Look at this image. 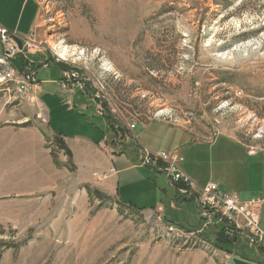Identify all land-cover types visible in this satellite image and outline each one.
Here are the masks:
<instances>
[{
  "label": "rangeland",
  "instance_id": "374dc122",
  "mask_svg": "<svg viewBox=\"0 0 264 264\" xmlns=\"http://www.w3.org/2000/svg\"><path fill=\"white\" fill-rule=\"evenodd\" d=\"M37 1V40L47 52L30 60L44 56L41 60L48 57L50 63L53 54L60 58L66 49V60L79 64L90 79L89 95L51 90L72 102V110L60 108L61 118L57 112L50 115L52 120L57 113L52 125L63 135L110 145L117 131L108 118L118 123L122 117L130 123L165 120L189 128L210 121L236 130L249 146H264V0ZM56 64L52 69L58 73L59 66L71 68L63 61ZM22 65L16 55L0 62V73ZM100 108H107L110 117L100 115ZM46 124L34 101H23L14 85L0 83V128L6 127L10 138H30L31 129ZM44 136L46 146H0V264L262 263L261 252L243 233L230 237L236 241L225 245L229 253L211 243L187 249L167 238L163 224L198 229L204 222L193 198L194 204L172 209L174 193L165 175L143 167L121 172L115 191L119 202L102 191L106 180L85 183L75 176L68 153ZM122 143L133 146L127 138ZM218 147L191 146L182 155L191 180L213 182L241 196L259 188L264 193V164L250 170L240 153L216 152ZM39 158L56 166L61 183L56 190L33 193L40 188L34 177ZM128 158L131 167L136 160Z\"/></svg>",
  "mask_w": 264,
  "mask_h": 264
},
{
  "label": "crops",
  "instance_id": "0c3cea01",
  "mask_svg": "<svg viewBox=\"0 0 264 264\" xmlns=\"http://www.w3.org/2000/svg\"><path fill=\"white\" fill-rule=\"evenodd\" d=\"M39 5L40 4L37 0H0V27H3L19 36H28L33 32L36 33V25L38 23L40 12ZM40 57L43 58L44 56L34 57V62L37 63L39 60L38 63H41L42 60ZM46 58L47 59L44 60H51L48 59V57ZM52 64L58 66L52 61L50 62L48 69L38 67L37 79L39 83L32 87L31 90L32 101H34L43 112V115L48 121V125H40V128L35 127L31 129L32 133L30 134L32 136L30 138L18 136L17 134H15L16 136L10 138L9 132L6 130L7 128H0V146H22L24 143L31 144L32 146H46L47 142L46 137L44 136V134H46L51 137V140H57L59 146H66L71 152L72 157L70 159L71 164L74 167L73 174L80 177L85 183H93L97 174H100L103 171H107L111 168H115L117 174L113 175L103 183L102 186L104 188L102 191L109 197L116 199L119 202H121V200L118 198L117 192H115L119 185H121V179L119 175L123 171L125 173H130L131 169L133 168H136L137 170H143V168L139 166L141 148L146 147L149 150L158 153H179L182 156L185 154V152L190 150L191 146H219L216 152L224 149L229 154H231L232 150L240 153V161L243 162L246 168H249L250 170H258V168L264 164V151H262V149L264 150V146H249L239 136L236 130L227 126L217 128L213 123H210V121L206 126L203 125L204 127L196 126L194 128L176 125L165 120H152L148 123H135L136 128L133 131H130L126 126L119 128L117 132H115V140L112 141V144L110 145L104 139L100 144L98 143V140L94 139H87L80 136L63 135L61 130L53 127L52 122L54 115L56 116L57 113L60 114L59 118H61L62 112H60V108L62 110L67 108L66 111L72 110V102L70 100L69 102H63L54 92H51L52 89H61L62 86L60 85V82L63 80L66 73V69L61 68L60 66L59 73L58 71H53ZM44 101L47 103V105L44 103ZM49 105L53 107L51 109L52 111H50ZM51 112H57L54 115L52 114V120L50 116ZM37 118L41 119V116H37ZM45 122L46 120H43V123ZM209 137H215V140L212 144H209L206 141V139ZM123 138L130 139V142L133 146H130L128 148L129 150L125 148L126 146L122 145ZM52 144L53 143L51 142V145ZM114 145L120 149L118 152L112 149V146ZM127 150L128 154H131V156L136 160V163H134V165L131 167H127V165L131 163L130 159L128 158V154L126 153ZM61 152L64 153V149L61 150ZM52 166L55 169H53ZM180 168L187 176L190 177L191 173L184 166L181 165ZM151 170L158 176L165 175L154 168ZM35 172L36 173L34 174V177H36V179L38 178L37 180L39 182L40 188H33V193L37 192V190L42 191L44 188H47L48 190H56L57 187L61 185V183L58 182V179L56 180V174L58 170H56V166L52 162V159L51 164H49L48 159L41 160V158H39ZM255 177L257 178V176ZM167 180L170 189L174 193V198L171 203L172 209L177 211L178 203L183 204L189 202L194 204V202L191 200L193 198L195 200L197 212L200 215L197 199L191 194L180 193L178 190L179 187L173 184V182L168 177ZM195 181L193 182L200 187H204L209 184V182H199L197 179H195ZM164 191L167 195H169L168 190ZM247 194L252 193L247 191L245 193L246 196H241L239 193H237V195H239L243 200L264 199V193L260 192V188L253 192V195L251 196ZM124 205L129 207L132 205L133 207V204L129 202H125ZM144 213L145 211L140 214ZM156 213L160 214L159 218L163 222L162 216L164 215V208L159 207L158 210H156ZM169 223L175 224L188 231L197 230L194 228H185L180 225V223ZM261 227L264 230V206L261 208ZM260 255L262 256L261 258H263L261 264H264V251L260 253Z\"/></svg>",
  "mask_w": 264,
  "mask_h": 264
},
{
  "label": "built area",
  "instance_id": "2783aa9c",
  "mask_svg": "<svg viewBox=\"0 0 264 264\" xmlns=\"http://www.w3.org/2000/svg\"><path fill=\"white\" fill-rule=\"evenodd\" d=\"M15 39L22 43L21 50ZM44 51L47 52L43 43L37 40L36 33L33 32L28 36H19L0 27V62L13 61L16 55L23 60L22 66L0 73V83L14 85L23 101H32V97L29 94L32 87L39 83L37 79L38 67L48 69L50 63L48 60L42 61L37 64L36 69L31 70L32 64H35V62L30 60V57L41 54ZM53 55L55 63L63 61L71 67L66 70L65 77L61 81L63 90L73 95L78 92L89 95L90 79L84 73V70L82 71L81 66L76 62H69L55 54ZM99 111L100 115L110 117L107 108L104 110L100 108ZM121 121L118 123L113 119L112 122L118 128L126 126L130 131L135 130V123H130L123 117ZM214 140L215 137L206 139L209 144H212ZM262 151L264 150L262 149ZM182 163L183 157L179 153H174L173 156L169 157L163 154H152L145 148L140 150V167L154 168L165 174L173 184L179 187L180 193L191 194L197 199L200 216L204 222L203 229L222 226L224 234L228 238L234 234L245 233L250 243L262 253L264 251V230L261 227V208L264 206V199L243 200L237 194L223 191L215 183L200 187L181 170L180 166ZM116 174V169L111 168L101 174H97L96 177L101 181H105ZM163 227V233L167 238L181 243L187 249H199L208 246V242L200 236L201 231H188L172 223L163 224Z\"/></svg>",
  "mask_w": 264,
  "mask_h": 264
},
{
  "label": "trees",
  "instance_id": "16d2710c",
  "mask_svg": "<svg viewBox=\"0 0 264 264\" xmlns=\"http://www.w3.org/2000/svg\"><path fill=\"white\" fill-rule=\"evenodd\" d=\"M242 38L245 39L246 36H243ZM108 121H109V124H110V127L112 128V130L117 131L118 130L117 125L113 124V122H111V120L109 118H108ZM61 147H62V149H64L68 153L69 157H72L71 152L67 149L66 146H61ZM130 207H132V205H130ZM202 227H203V225L195 231H201L200 236L203 240H205L208 243H211L216 248L222 249V251L229 253L228 250H225V245L226 244H233L235 242V240L231 241L230 238L225 236L224 228L211 227L209 229H203ZM190 231H193V230H190Z\"/></svg>",
  "mask_w": 264,
  "mask_h": 264
},
{
  "label": "bare ground",
  "instance_id": "6f19581e",
  "mask_svg": "<svg viewBox=\"0 0 264 264\" xmlns=\"http://www.w3.org/2000/svg\"><path fill=\"white\" fill-rule=\"evenodd\" d=\"M69 52L66 49H63L60 53V58L66 60V57L68 56Z\"/></svg>",
  "mask_w": 264,
  "mask_h": 264
},
{
  "label": "water",
  "instance_id": "95a60500",
  "mask_svg": "<svg viewBox=\"0 0 264 264\" xmlns=\"http://www.w3.org/2000/svg\"><path fill=\"white\" fill-rule=\"evenodd\" d=\"M15 41L17 42V44L19 46V49L21 50L22 49V43L19 40H17V39H15Z\"/></svg>",
  "mask_w": 264,
  "mask_h": 264
}]
</instances>
